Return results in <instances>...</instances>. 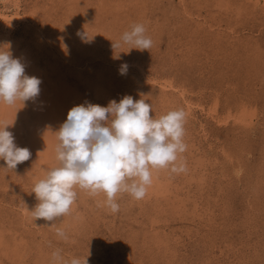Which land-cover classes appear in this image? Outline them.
Instances as JSON below:
<instances>
[{
	"label": "rangeland",
	"instance_id": "rangeland-1",
	"mask_svg": "<svg viewBox=\"0 0 264 264\" xmlns=\"http://www.w3.org/2000/svg\"><path fill=\"white\" fill-rule=\"evenodd\" d=\"M0 14L19 15L0 17V44L41 81L13 114L0 104L32 153L15 170L0 160V264H54L57 250L88 264H264V0H0ZM135 24L149 51L114 49ZM126 96L156 119L185 112V170L152 169L144 198L119 194L117 213L77 188L68 215L36 220L33 189L59 166L67 111Z\"/></svg>",
	"mask_w": 264,
	"mask_h": 264
},
{
	"label": "clouds",
	"instance_id": "clouds-1",
	"mask_svg": "<svg viewBox=\"0 0 264 264\" xmlns=\"http://www.w3.org/2000/svg\"><path fill=\"white\" fill-rule=\"evenodd\" d=\"M121 43L140 51H149L153 44L142 24L125 32L119 43H113L114 49ZM10 47L0 44V103L11 106L37 97L41 81L25 74L24 65L13 58ZM127 68L122 65L121 75ZM185 119L182 109L156 119L151 104L144 99L134 101L131 96L119 103L112 100L107 107L91 103L73 107L56 133L59 166L49 170L34 186L38 204L32 215L46 221L68 215L77 188L93 196L103 193L104 204L112 213L119 211L116 198L121 193L137 200L144 198L152 182V169L170 168L174 173L185 170L179 162L180 154L186 150ZM9 126L0 123V160L6 163V169L15 170L18 164L29 160L31 153L16 146L13 134L6 130ZM56 234L67 239L60 229ZM52 256L54 264H88V258L65 261L59 250Z\"/></svg>",
	"mask_w": 264,
	"mask_h": 264
},
{
	"label": "bare ground",
	"instance_id": "bare-ground-1",
	"mask_svg": "<svg viewBox=\"0 0 264 264\" xmlns=\"http://www.w3.org/2000/svg\"><path fill=\"white\" fill-rule=\"evenodd\" d=\"M2 1V0H1ZM4 1V0H3ZM254 1V0H253ZM257 3H260V2H262V0H255ZM254 3V2H253ZM259 5V4H258ZM15 9V8H14ZM2 13V12H1ZM0 17L3 19V22L5 23V22H8V21H10V20H14V19H17V17H19V15H14L13 14V16H11V15H8V14H0ZM13 22V21H12ZM68 24V23H67ZM6 33L8 34V32L6 31ZM6 34V35H7ZM4 35V37H5V34H3ZM8 37V36H7ZM0 39H4L5 40V38H0ZM10 41V40H9ZM6 43H8V40L6 41ZM5 43V41H4V44H6ZM11 51V50H10ZM19 51V50H18ZM12 53H15V49L13 50V51H11ZM17 54V53H16ZM16 57V56H15ZM25 57H26V54H25ZM16 58H22V57H16ZM25 59L26 58H24V60L23 61H25ZM27 61V60H26ZM22 62V61H21ZM24 64V63H23ZM39 75V74H38ZM38 78V77H37ZM45 81V80H44ZM48 83V82H47ZM51 85V84H50ZM96 86V85H95ZM100 87V86H99ZM41 88V87H40ZM44 88V87H43ZM54 89H55V87H54ZM57 89V88H56ZM55 91V90H54ZM60 91H61V89H60ZM57 93V92H56ZM64 93H65V91H64ZM43 95H45V94H43ZM50 95L51 94H49V95H47L48 97H50ZM57 95V94H56ZM60 95L58 94V97H59ZM38 97V96H37ZM64 97V96H63ZM62 97V98H63ZM65 98V97H64ZM35 99V98H34ZM33 99V100H34ZM56 99V98H55ZM58 99H60V97L58 98ZM57 99V100H58ZM42 100V99H41ZM64 100V99H63ZM66 100H67V98H66ZM35 101H36V99H35ZM35 101H34V103H35ZM49 101H50V99H49ZM54 101V100H53ZM47 102H48V100H47ZM55 102V101H54ZM58 102H60V101H58ZM67 102H69V101H67ZM33 103V102H32ZM34 103L32 104L33 106H34ZM36 103H38V102H36ZM52 104H53V102H51ZM56 103V102H55ZM1 104V107H2V109L4 110V111H8V112H10V113H12L14 110H13V106L14 105H7V104H2V103H0ZM21 104V103H20ZM63 104H64V102H63ZM3 105V106H2ZM23 105V104H22ZM38 105V104H37ZM58 105H59V103H58ZM48 106H49V104H48ZM62 106H64V105H62ZM16 107V106H15ZM70 107V106H69ZM36 108H38V107H36ZM42 108V107H41ZM65 108H66V105H65ZM1 109V108H0ZM16 109V108H15ZM34 109H35V107H34ZM43 109V108H42ZM44 109H46V108H44ZM67 109V108H66ZM71 109V108H70ZM18 110V109H17ZM22 110V109H21ZM36 110V112H37V109H35ZM39 110V109H38ZM61 110H63V109H61ZM45 111V110H44ZM47 111H49L50 112V110H47ZM55 110H53V112H54ZM65 112H66V110H64ZM213 111V110H212ZM39 112V111H38ZM43 111H41V113H42ZM67 112H69V111H67ZM40 113V114H41ZM62 113V112H61ZM13 114V113H12ZM39 114V113H38ZM56 114V113H55ZM63 114V113H62ZM1 115H2V113H1ZM3 115H4V113H3ZM34 115V114H33ZM52 115V114H51ZM51 115H48V116H51ZM6 116H8V115H6ZM9 117V116H8ZM0 118H2L1 116H0ZM56 119V118H55ZM59 119V118H58ZM57 119V120H58ZM51 120V119H50ZM42 121V120H41ZM56 121V120H55ZM61 122V121H60ZM241 122V121H240ZM243 122V121H242ZM58 123V122H57ZM56 123V124H57ZM54 125V124H53ZM25 126V125H24ZM56 126V125H55ZM46 127V126H45ZM25 130H26V128H25ZM35 130V129H34ZM45 130V129H44ZM32 131V130H31ZM37 131V130H36ZM40 131V130H39ZM38 131V132H39ZM42 131V130H41ZM33 132V131H32ZM32 132H31V134H32ZM45 132V131H44ZM43 133V132H42ZM34 135V134H33ZM29 136H31V135H29ZM38 136V135H37ZM36 136V137H37ZM18 137V136H17ZM39 137V136H38ZM21 138V137H20ZM25 138V137H24ZM49 138H50V136H49ZM30 139H33V138H30ZM30 139H29V141H30ZM35 139V138H34ZM39 139H41V138H39ZM51 140V139H50ZM41 141V140H40ZM44 141V140H43ZM16 142V141H15ZM14 142V143H15ZM42 142V141H41ZM31 142H29V144H30ZM43 143V142H42ZM51 144V143H50ZM19 145V144H18ZM31 145V144H30ZM29 145V146H30ZM49 145V144H48ZM40 146H41V144H40ZM32 147V146H31ZM41 148H43L42 146H41ZM39 149H40V147H39ZM30 150V149H29ZM41 150V149H40ZM47 151V150H46ZM32 154V153H31ZM44 154H46V153H44ZM35 155V154H34ZM51 156V155H50ZM48 159V158H47ZM41 162V161H40ZM201 166V165H200ZM44 170V169H43ZM153 183V182H152ZM157 185H158V183H157ZM161 185V184H160ZM154 186V185H153ZM156 186V185H155ZM165 189V188H164ZM174 191V190H173ZM177 192V191H176ZM151 193V192H150ZM165 193V192H164ZM159 194V193H158ZM154 197H155V195H153ZM174 196V195H173ZM165 197V196H164ZM162 198V197H161ZM149 199V198H148ZM164 201V200H163ZM178 201V200H177ZM178 203V202H177ZM187 219V218H186ZM73 225V224H72Z\"/></svg>",
	"mask_w": 264,
	"mask_h": 264
}]
</instances>
